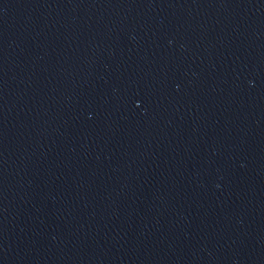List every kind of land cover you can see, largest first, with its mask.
Wrapping results in <instances>:
<instances>
[{
  "label": "water",
  "instance_id": "obj_1",
  "mask_svg": "<svg viewBox=\"0 0 264 264\" xmlns=\"http://www.w3.org/2000/svg\"><path fill=\"white\" fill-rule=\"evenodd\" d=\"M0 264H264V0H0Z\"/></svg>",
  "mask_w": 264,
  "mask_h": 264
}]
</instances>
